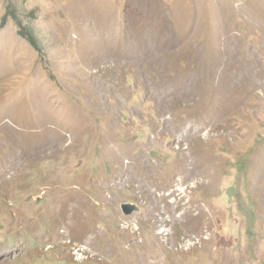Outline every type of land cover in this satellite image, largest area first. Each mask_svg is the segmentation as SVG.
<instances>
[{
    "label": "rangeland",
    "instance_id": "rangeland-1",
    "mask_svg": "<svg viewBox=\"0 0 264 264\" xmlns=\"http://www.w3.org/2000/svg\"><path fill=\"white\" fill-rule=\"evenodd\" d=\"M0 264H264V0H0Z\"/></svg>",
    "mask_w": 264,
    "mask_h": 264
},
{
    "label": "water",
    "instance_id": "water-1",
    "mask_svg": "<svg viewBox=\"0 0 264 264\" xmlns=\"http://www.w3.org/2000/svg\"><path fill=\"white\" fill-rule=\"evenodd\" d=\"M121 208L125 214H130L137 208V206L132 202H125L122 203Z\"/></svg>",
    "mask_w": 264,
    "mask_h": 264
},
{
    "label": "trees",
    "instance_id": "trees-1",
    "mask_svg": "<svg viewBox=\"0 0 264 264\" xmlns=\"http://www.w3.org/2000/svg\"><path fill=\"white\" fill-rule=\"evenodd\" d=\"M21 33L28 37L29 41L31 42V44L33 46L39 48L38 43H37V39L35 38V36H34V34L32 32H28V31L26 32L25 30L22 29Z\"/></svg>",
    "mask_w": 264,
    "mask_h": 264
},
{
    "label": "bare ground",
    "instance_id": "bare-ground-1",
    "mask_svg": "<svg viewBox=\"0 0 264 264\" xmlns=\"http://www.w3.org/2000/svg\"><path fill=\"white\" fill-rule=\"evenodd\" d=\"M76 207V206H75Z\"/></svg>",
    "mask_w": 264,
    "mask_h": 264
}]
</instances>
